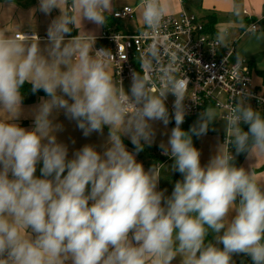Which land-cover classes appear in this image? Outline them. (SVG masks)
Returning a JSON list of instances; mask_svg holds the SVG:
<instances>
[{"label":"clouds","instance_id":"1","mask_svg":"<svg viewBox=\"0 0 264 264\" xmlns=\"http://www.w3.org/2000/svg\"><path fill=\"white\" fill-rule=\"evenodd\" d=\"M118 2L37 0L30 13L49 18L44 36L31 24L0 26V264H264V179L254 167L264 158V109L245 86L185 130L190 78L178 58L161 66L164 53L151 46L154 71L141 60L126 88L110 71L117 56L97 47ZM138 8L143 28L158 31L159 0ZM26 84L44 93L38 103L25 106ZM61 115L85 138L107 128L99 150L84 144L70 154ZM217 120L224 139L202 164L193 137ZM173 121L158 144L172 164L145 169L137 156L156 143L155 125ZM165 169L181 177L170 194L159 187Z\"/></svg>","mask_w":264,"mask_h":264},{"label":"built area","instance_id":"2","mask_svg":"<svg viewBox=\"0 0 264 264\" xmlns=\"http://www.w3.org/2000/svg\"><path fill=\"white\" fill-rule=\"evenodd\" d=\"M139 2L135 6L125 5L117 9L119 16L113 15L112 22L104 27L99 36L101 43L97 47H107L117 56V62L112 65L116 80L127 88L130 72L139 71L141 60L144 61L145 73H152L154 66L145 55L151 46L153 51L162 49L161 66L168 64L172 58H178L182 71L190 78L189 94L195 103L186 101L192 111L182 126L210 105L229 104L231 95H238L245 86L253 93L252 106H264L257 99L264 96V91L254 85L251 62L245 58H233L234 47H224L215 35L209 33L203 18L186 11L167 14L163 10L161 27L158 31H150L143 28L137 17ZM129 22L134 29L129 27ZM261 26L260 22H253L247 30L257 31ZM156 75H159L158 69ZM221 96L225 97L224 102ZM173 100L174 97L169 96L167 105L170 111ZM171 124L175 126L174 121Z\"/></svg>","mask_w":264,"mask_h":264},{"label":"crops","instance_id":"3","mask_svg":"<svg viewBox=\"0 0 264 264\" xmlns=\"http://www.w3.org/2000/svg\"><path fill=\"white\" fill-rule=\"evenodd\" d=\"M139 0H119L117 9L129 5L135 6ZM160 4L167 14H177L182 11H186L191 14H195L204 19L206 22L207 30L209 33L215 35L224 47H234L233 58H245L251 62L253 82L254 76L256 81L255 87L264 91V83L262 78V72H264V0H159ZM71 3V0H69ZM37 5V0H0V26H6L9 29H14L16 24L23 25L26 29L31 24L33 29H38L41 36L45 35V30L49 21V18L43 16L40 13H36L31 16L30 10ZM58 14L57 11L53 12V16ZM209 16L215 18V23L209 22ZM139 19V13L137 14ZM31 19V21H30ZM140 21V20H139ZM112 22L110 17L109 23ZM253 22H260L261 28L257 31H248L247 28ZM89 28L94 27L92 25ZM104 29V28H103ZM100 35L102 34V31ZM100 44L98 39L97 44ZM113 74L112 67L110 68ZM41 95H35L31 101H25V106H30L38 103ZM29 98V94L25 93V99ZM60 121L64 124L65 129L59 134V139L69 144L70 154L75 148H80L84 144H94L98 147L103 143L104 138L108 135V129H104V136L101 137L97 134L85 138L82 132L78 130L74 122H70L64 118L63 115L59 117ZM22 126L31 127L30 120H23ZM157 129L156 143L151 147H145L137 159L144 164L145 169L149 168L153 163H157L154 160L155 156H161V151L158 144L161 140L166 141V132H170L173 127L170 123L167 129L160 123L155 125ZM223 138V137H222ZM75 140V144L72 141ZM125 144L129 150H134L133 145L129 140L125 139ZM216 145V142H214ZM199 149V148H198ZM164 156V155H162ZM167 159L162 163L166 166L172 164V160L165 156ZM208 161V159H206ZM248 161L243 159L241 165L247 167ZM264 158L258 160L254 167L259 179H264ZM39 174V173H37ZM159 187L161 189H167L168 194L171 193L174 182L180 179L178 173H167V169L164 170ZM237 264H241L242 258L236 257Z\"/></svg>","mask_w":264,"mask_h":264},{"label":"rangeland","instance_id":"4","mask_svg":"<svg viewBox=\"0 0 264 264\" xmlns=\"http://www.w3.org/2000/svg\"><path fill=\"white\" fill-rule=\"evenodd\" d=\"M129 27L131 29H134V25L129 22ZM256 81V78L254 76V82ZM221 101H225V97L221 96ZM219 111H223V109H218ZM215 130H210L208 134L205 137H202L200 139H197L198 148L201 150L202 156H201V163L204 164L207 162L206 159H209V157L214 153L215 147L218 142L223 141L224 136V124L222 120H217L214 125L212 126ZM214 142H216V145H214Z\"/></svg>","mask_w":264,"mask_h":264},{"label":"trees","instance_id":"5","mask_svg":"<svg viewBox=\"0 0 264 264\" xmlns=\"http://www.w3.org/2000/svg\"><path fill=\"white\" fill-rule=\"evenodd\" d=\"M210 18H209V22L211 23V24H213V23H215V18L214 17H211V16H209ZM262 78H263V83H264V72H262ZM30 88H31V86L30 85H25L24 86V88L22 89V91L24 92V93H28L29 94V98L27 97L26 99H25V101H31V100H33L34 99V97H35V95H41V94H43V92L42 91H40V92H38L37 94H35V95H33L32 93H31V91H30ZM260 108H262V109H264V106H262V107H260ZM197 119V117H191V118H189L188 120H187V123L184 125V126H182L185 130H188L189 129V127L195 122V120ZM193 142H194V145L198 148V143H197V138H195V137H193ZM245 158V156H243V155H241L240 157H238L237 158V163H238V165H241V163H242V161H243V159ZM166 157L165 156H155L154 157V160L156 161V162H164V161H166ZM261 168H264V165L261 167ZM242 260H243V264H251V261L249 260V259H246V258H242Z\"/></svg>","mask_w":264,"mask_h":264}]
</instances>
